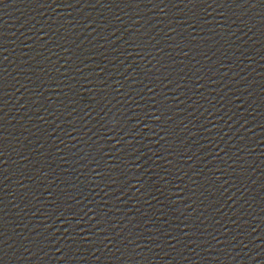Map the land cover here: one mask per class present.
Segmentation results:
<instances>
[{"label": "water", "instance_id": "water-1", "mask_svg": "<svg viewBox=\"0 0 264 264\" xmlns=\"http://www.w3.org/2000/svg\"><path fill=\"white\" fill-rule=\"evenodd\" d=\"M0 264H264V0H0Z\"/></svg>", "mask_w": 264, "mask_h": 264}]
</instances>
